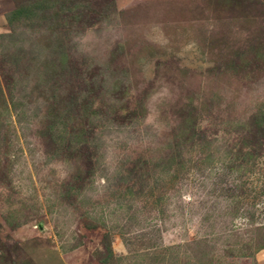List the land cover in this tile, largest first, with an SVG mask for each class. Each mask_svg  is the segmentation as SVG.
Masks as SVG:
<instances>
[{"label": "rangeland", "instance_id": "obj_1", "mask_svg": "<svg viewBox=\"0 0 264 264\" xmlns=\"http://www.w3.org/2000/svg\"><path fill=\"white\" fill-rule=\"evenodd\" d=\"M12 33L0 264H264V0H0Z\"/></svg>", "mask_w": 264, "mask_h": 264}, {"label": "trees", "instance_id": "obj_2", "mask_svg": "<svg viewBox=\"0 0 264 264\" xmlns=\"http://www.w3.org/2000/svg\"><path fill=\"white\" fill-rule=\"evenodd\" d=\"M1 40L7 41L9 44L14 43V34H8L4 36H0ZM59 38L56 37L55 41L52 42L51 40H47L45 44L37 48L35 53H33V56L30 57V61L33 65L36 66H54L56 64L55 69H51V72H45L43 71L41 74L37 76L38 82H48L52 78L59 77V71L63 68L65 63L69 61V55L67 54V48L64 47L62 44L63 41L57 40ZM14 41V42H13ZM2 52L4 53V59L6 63H8L11 67L17 66L19 63V57L15 53H8V49L6 46L2 47ZM37 69L36 67H34ZM9 109L6 104V101L4 99L3 91L0 86V132H2V127L4 125V119L2 118V115H6L8 113ZM3 116V117H4Z\"/></svg>", "mask_w": 264, "mask_h": 264}]
</instances>
